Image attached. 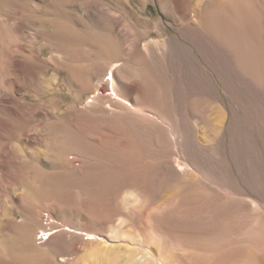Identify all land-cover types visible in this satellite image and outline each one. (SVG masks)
<instances>
[{"label":"rangeland","instance_id":"obj_1","mask_svg":"<svg viewBox=\"0 0 264 264\" xmlns=\"http://www.w3.org/2000/svg\"><path fill=\"white\" fill-rule=\"evenodd\" d=\"M115 63L169 99L166 120L179 117L171 151L151 134L148 200L134 197L136 175L76 160L72 152L118 162L117 150L89 137L101 120L83 133L68 121L81 138L71 162L56 160L48 138L60 113L91 107V87L76 98L77 76L95 84ZM97 65L105 71L92 74ZM127 136L120 130L118 149ZM0 171V241L16 264H100L112 231L163 264H208L226 250L231 264H264V0H0ZM180 193L204 197L185 204ZM28 198L44 218L99 233L65 226L84 238L29 260L9 247Z\"/></svg>","mask_w":264,"mask_h":264},{"label":"bare ground","instance_id":"obj_2","mask_svg":"<svg viewBox=\"0 0 264 264\" xmlns=\"http://www.w3.org/2000/svg\"><path fill=\"white\" fill-rule=\"evenodd\" d=\"M191 60L194 65L191 74L195 78H198L199 71H202V69H200L198 64L195 63L193 56L191 57ZM110 70V73L107 72L103 75L100 74L101 76H99L97 82L92 85L84 78L79 79V76H77L78 79L75 82L77 87L76 98L80 99L79 97L81 96L82 92L89 90L91 87L93 89V92H95V95L92 98V102L90 103L91 107L83 109L79 108L77 103H74V105L69 107L66 112L60 113L61 117L57 118L55 121L49 123L48 125V138L50 144L56 151V160L60 164L66 161L71 162L68 154H70L71 151L78 150L76 146H79V143H81L80 141H78L81 138L76 139L72 136L73 129L71 125L68 124V121L70 120L77 123L79 130L76 131L79 133H83L85 130H87V122L96 123L98 120H101L102 130L97 133H90L89 137L91 136V138L93 137L98 143L106 144L111 149L117 150L118 162L106 163L101 160H97L96 162H94L95 159L93 158H90L84 154L72 152L75 154L76 160L83 156L86 160L84 161V163L95 164L98 162H102L100 165H95H99L97 166L98 168L109 167L111 168L110 171L116 173L122 172L136 175L134 179L137 180V182H141V184L138 187V191H136L134 197L136 196L137 199L142 197L145 200H148V198L150 197L149 186L147 184V178L149 177L147 167L149 161L144 157V154H148L150 151L149 144L151 134L154 133L159 141L168 143L171 151L173 144H179V137L182 136L181 132L178 129H175V125L177 123L178 125L180 124V122H178L179 117L177 116L178 118L174 119L171 117L170 121L166 120V113L174 112L175 107L171 104L169 99L165 95H163V93H161L160 89H153V86L146 78L140 80L138 79V77L130 75L128 70L126 69V66L117 65L116 63L110 67ZM104 71L105 69L103 65H97L93 66L90 72L92 74H96L103 73ZM203 72L206 76H209V78H211L209 72L204 69ZM108 74H111L110 79L105 78V76H107ZM160 83L162 84L161 81ZM77 99H75V101ZM147 103L155 106V109L157 111L155 112V114L163 119L162 122H164L165 125L160 124V122L158 123L155 118H152L148 114L149 107H147ZM122 129H125L128 132V136L126 139L123 138V148L118 149L117 145L121 142H119L117 138H119V133ZM150 129H152V132ZM171 133L175 135V140L171 139ZM179 163L181 164V162ZM17 172L19 175L21 174L20 176L24 175L22 170H18ZM33 174L34 176L31 177V183L34 185L39 181L35 173ZM177 195L180 196L181 201L185 204L193 203L194 201L200 200L204 197L203 195H197L193 193H180ZM175 196H173V198ZM136 198H133V200ZM27 200V203L25 204L27 210L26 220L22 223H15L17 232L15 233V237L9 243V247L11 246L14 251L21 250L25 252L24 256L26 255V258L29 260H31V258L33 257H44L43 255L45 254L41 253L38 249H43V251H46L49 249L56 250L66 246L72 247L76 245V239L82 240V238H84L83 235L70 230H66L64 228L65 226H70V229L72 228L77 231L84 230L88 235L99 233L98 231H94L88 228H79L74 225H70L69 223L58 224L53 219V213H49L48 217L44 218V216L42 215L44 206H39L32 203L29 198ZM134 203L136 202L134 201ZM157 218L162 219V216L157 215ZM178 218H180V216ZM44 219L45 221H47L46 223H44ZM88 219L92 221H101V217L98 215H94L92 217H89ZM166 223L167 221L165 222V224ZM60 227L62 228L54 231L55 229ZM38 229H40V231H38ZM45 234H47V236H45ZM38 235L41 236L39 237ZM104 237L106 250L101 258L100 264L164 263H160L158 257L156 256L158 254H155L150 247L149 249L145 245H140L137 242L131 241L128 239V237L125 238L126 236L122 237L119 233H117V231H112ZM5 247L6 243L0 241V264H16V262L11 260V258L8 256L9 252H7V249ZM232 254H229V251L226 250L219 253L216 258H213L212 260L209 259L207 262L208 264H231L234 260L237 259L235 258L236 256ZM15 259L17 260V258Z\"/></svg>","mask_w":264,"mask_h":264}]
</instances>
